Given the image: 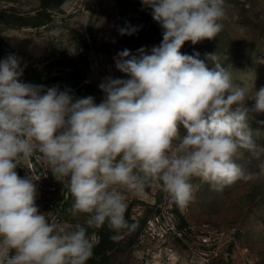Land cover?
I'll list each match as a JSON object with an SVG mask.
<instances>
[{
	"label": "clouds",
	"instance_id": "clouds-1",
	"mask_svg": "<svg viewBox=\"0 0 264 264\" xmlns=\"http://www.w3.org/2000/svg\"><path fill=\"white\" fill-rule=\"evenodd\" d=\"M141 3L163 29L162 42L150 52H119L115 66L128 78H105L99 104L58 85L23 82L14 54L0 60V264H87L99 242L88 229L106 225L113 241L135 229L125 193L159 189L183 210L195 199L194 178L217 192L264 180V144L248 124L250 112H264V87L235 82L217 53L201 59L180 51L223 30L225 0ZM37 154L66 181L73 201L67 212L85 215L83 225L39 210L40 177L34 169L25 177L16 171ZM246 154L256 170L240 163Z\"/></svg>",
	"mask_w": 264,
	"mask_h": 264
},
{
	"label": "rangeland",
	"instance_id": "rangeland-1",
	"mask_svg": "<svg viewBox=\"0 0 264 264\" xmlns=\"http://www.w3.org/2000/svg\"><path fill=\"white\" fill-rule=\"evenodd\" d=\"M225 4L223 30L212 40L185 42L180 51L201 59L217 53L235 82L258 91L264 87V0ZM127 27L135 33L121 35ZM53 29L58 36L50 35ZM162 39L163 29L141 0H0V60L14 54L21 58L23 76L30 71L32 84L58 85L76 97L92 96L97 104L104 99L99 85L105 78H128L115 66L117 54L128 49L135 55L142 47L150 52ZM254 103L246 102L250 109ZM248 124L264 144V112H250ZM240 163L256 170L257 161L247 154ZM29 169L40 177L39 210L83 225L85 215L67 212L73 201L66 181H57L38 154L16 171L25 177ZM192 183L198 190L183 210L159 189L125 193V216L135 229L119 241L110 239L114 233L106 225L88 229L99 242L87 264H264V180L237 182L222 192L198 178Z\"/></svg>",
	"mask_w": 264,
	"mask_h": 264
},
{
	"label": "trees",
	"instance_id": "trees-1",
	"mask_svg": "<svg viewBox=\"0 0 264 264\" xmlns=\"http://www.w3.org/2000/svg\"><path fill=\"white\" fill-rule=\"evenodd\" d=\"M21 80L24 81V82H26V83H32L33 81H32V79H31V77H30V71H28V72L25 74V76H22V77H21Z\"/></svg>",
	"mask_w": 264,
	"mask_h": 264
}]
</instances>
